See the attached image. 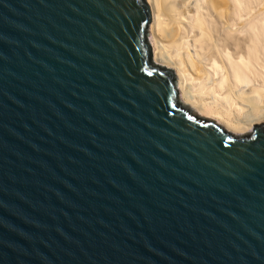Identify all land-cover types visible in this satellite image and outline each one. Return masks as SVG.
<instances>
[{"label": "water", "instance_id": "obj_1", "mask_svg": "<svg viewBox=\"0 0 264 264\" xmlns=\"http://www.w3.org/2000/svg\"><path fill=\"white\" fill-rule=\"evenodd\" d=\"M149 17L0 0V264H264V124L180 107Z\"/></svg>", "mask_w": 264, "mask_h": 264}, {"label": "bare ground", "instance_id": "obj_2", "mask_svg": "<svg viewBox=\"0 0 264 264\" xmlns=\"http://www.w3.org/2000/svg\"><path fill=\"white\" fill-rule=\"evenodd\" d=\"M144 2L151 14L153 62L172 73L178 105L237 137L253 134L264 124V2ZM235 16L246 21L242 36H234L240 28L233 25Z\"/></svg>", "mask_w": 264, "mask_h": 264}, {"label": "rangeland", "instance_id": "obj_3", "mask_svg": "<svg viewBox=\"0 0 264 264\" xmlns=\"http://www.w3.org/2000/svg\"><path fill=\"white\" fill-rule=\"evenodd\" d=\"M263 2H264V0H262ZM232 5L234 6V3L232 2ZM248 8V11L250 12L251 10H249V7H247ZM247 8H245V9H247ZM261 9L264 11V4L262 5V7H261ZM246 12H247V10H246ZM249 13L247 12V15H248ZM253 13L251 12V14L250 15H252ZM150 17H151V14H150ZM247 17H249V16H247ZM151 19V18H150ZM150 19H149V21H150ZM263 21H264V15H263ZM232 22H233V25H235L237 28H235V26H233L235 29H238L239 27V29H238V31L239 32H237V30L236 31H234L235 32V35H234V33L232 34V35H234V36H242V34L244 35L245 34V32H244V29L241 31V25H243V24H245L244 22H246L245 20H242V19H240L239 18V16H235L234 18H233V20H232ZM149 23V22H148ZM148 23H147V25H146V28H145V32H144V37H145V41H146V43L148 44V46H149V62H150V64H152L153 66H156V67H158V68H161V69H163L162 67H159L158 65H156V64H154V62H153V55H152V40H153V36H152V34H150L149 32H148V30H147V26H148ZM264 23V22H263ZM239 26V27H238ZM234 28H233V30H234ZM241 40V39H240ZM164 69H166V68H164ZM173 80L175 81V77H174V75H173ZM177 90V89H176ZM180 91H178L177 90V98H178V102L180 101ZM264 123V122H263ZM263 123H261V124H263ZM252 134V133H251ZM251 134H249V135H251ZM248 136V135H247Z\"/></svg>", "mask_w": 264, "mask_h": 264}]
</instances>
